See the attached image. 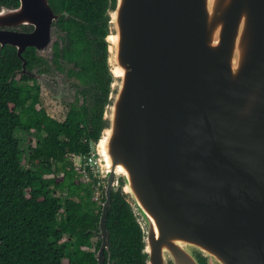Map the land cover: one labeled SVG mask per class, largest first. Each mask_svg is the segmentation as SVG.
I'll return each instance as SVG.
<instances>
[{
  "label": "water",
  "instance_id": "1",
  "mask_svg": "<svg viewBox=\"0 0 264 264\" xmlns=\"http://www.w3.org/2000/svg\"><path fill=\"white\" fill-rule=\"evenodd\" d=\"M61 16L49 0L0 9V45L23 73ZM108 16L98 264L119 186L146 264H264V0H115ZM22 24L35 30L9 29Z\"/></svg>",
  "mask_w": 264,
  "mask_h": 264
},
{
  "label": "trees",
  "instance_id": "2",
  "mask_svg": "<svg viewBox=\"0 0 264 264\" xmlns=\"http://www.w3.org/2000/svg\"><path fill=\"white\" fill-rule=\"evenodd\" d=\"M61 16L56 27L64 46H53L52 64L73 66L70 78L85 86L65 120L42 105L37 79L22 72L23 60L12 45L0 47V264H98L93 238L99 236L104 196L99 180L77 168L88 157L105 126L113 76L108 64L109 16L115 0H49ZM19 0H0L16 6ZM27 68L46 72L34 47L24 52ZM89 100V101H88ZM30 135L29 152L18 132ZM29 165L28 167L26 165ZM110 250L105 264H146L144 231L120 186L113 190L106 219Z\"/></svg>",
  "mask_w": 264,
  "mask_h": 264
},
{
  "label": "rangeland",
  "instance_id": "3",
  "mask_svg": "<svg viewBox=\"0 0 264 264\" xmlns=\"http://www.w3.org/2000/svg\"><path fill=\"white\" fill-rule=\"evenodd\" d=\"M58 34L57 28L55 27L53 30V42L58 39ZM52 46L53 44L51 43L47 49L38 52V55L45 60L42 68L47 70V76L38 78L37 82L41 87L42 105L52 117L63 121L66 118L70 106L76 100L80 103L84 101L83 90L85 89V86L78 82L77 79L69 77L68 71L73 64L63 61L62 71L58 70L52 64V56L54 52ZM34 70L37 71L38 67H35ZM17 135L22 142V148L28 153L29 140L32 137L20 131ZM74 163L75 165H79L80 159L75 157ZM26 166L28 167L29 165L27 164ZM99 239L100 235L93 238L94 250Z\"/></svg>",
  "mask_w": 264,
  "mask_h": 264
},
{
  "label": "built area",
  "instance_id": "4",
  "mask_svg": "<svg viewBox=\"0 0 264 264\" xmlns=\"http://www.w3.org/2000/svg\"><path fill=\"white\" fill-rule=\"evenodd\" d=\"M91 148L92 152L88 157L84 158L81 156H76V158L80 159V164H76V167L82 168V172L86 175L88 180L90 179V172L94 178L99 180L97 183L96 199L101 201L104 196V190L106 189L105 179L103 178L101 163L98 158L97 143L93 142Z\"/></svg>",
  "mask_w": 264,
  "mask_h": 264
},
{
  "label": "flooded vegetation",
  "instance_id": "5",
  "mask_svg": "<svg viewBox=\"0 0 264 264\" xmlns=\"http://www.w3.org/2000/svg\"><path fill=\"white\" fill-rule=\"evenodd\" d=\"M20 4H21V0H19V3H18V5H16V6H1L0 7V9L2 8V7H8V8H17V7H19L20 6ZM61 13H63V12H61ZM57 14H60V13H57ZM55 23H57V22H55ZM56 27V25L54 24V28ZM57 28V27H56ZM3 29V28H2ZM9 29H13V30H17V31H19V32H28V33H30V32H32V31H34L35 30V26L34 25H27V24H22V25H19V26H12V27H9ZM57 31H58V39H56L54 42H53V39H52V44H53V46L55 45V43L56 42H59V44H60V47L61 48H63V46H64V41H63V36H66V32H61L58 28H57ZM53 46H52V49H53ZM0 47H1V45H0ZM35 48V47H34ZM38 52L39 51H41V50H38L37 48H35ZM54 51V50H53ZM53 57V56H52ZM33 72V74H34V76H32V77H34V78H36V79H38V77H37V75H42L41 77H45V76H47V71L46 72H38V70L37 71H35V70H33L32 71ZM40 77V78H41ZM85 90V89H84ZM199 258H200V262H201V264H206V262H205V259L203 258V257H201V256H199Z\"/></svg>",
  "mask_w": 264,
  "mask_h": 264
}]
</instances>
